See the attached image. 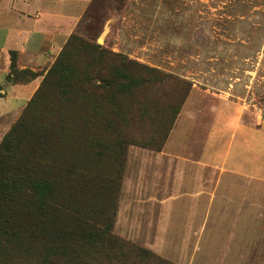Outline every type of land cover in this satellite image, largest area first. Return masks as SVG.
<instances>
[{
	"label": "rangeland",
	"instance_id": "obj_1",
	"mask_svg": "<svg viewBox=\"0 0 264 264\" xmlns=\"http://www.w3.org/2000/svg\"><path fill=\"white\" fill-rule=\"evenodd\" d=\"M70 38L83 46L68 49L66 78L44 88L48 99L66 89L72 109L95 111L92 147L81 138L89 130L68 127L80 132V166L98 176L93 197L111 235L169 264H264V174L237 177L240 202L210 196L234 181L218 170L232 137L243 138L235 151L257 141L264 158V0H82L65 41L48 45L50 61L34 67L0 51V140ZM113 63L134 83L80 98V77L104 86ZM22 70L34 76L8 79ZM35 76L7 110V85ZM43 249L23 232L0 237V264H43Z\"/></svg>",
	"mask_w": 264,
	"mask_h": 264
},
{
	"label": "trees",
	"instance_id": "obj_2",
	"mask_svg": "<svg viewBox=\"0 0 264 264\" xmlns=\"http://www.w3.org/2000/svg\"><path fill=\"white\" fill-rule=\"evenodd\" d=\"M65 43L22 113L0 140V237L20 232L39 237L44 243L43 264H169L111 235L110 218L97 210L93 190L98 176L80 166L76 141L80 132L68 127L73 121L89 130L81 138L92 147L95 111L72 109L66 89L52 90L48 99L44 88L53 78H66L68 49L83 46L75 38ZM13 57L9 53L10 72ZM117 67L119 64L113 63L105 83L97 79L104 86L92 83L94 77L82 75L78 93L84 95L80 98L101 96L112 87L121 88H116L120 93L133 84L126 69ZM25 75L34 76L22 70L7 77L13 81Z\"/></svg>",
	"mask_w": 264,
	"mask_h": 264
},
{
	"label": "crops",
	"instance_id": "obj_3",
	"mask_svg": "<svg viewBox=\"0 0 264 264\" xmlns=\"http://www.w3.org/2000/svg\"><path fill=\"white\" fill-rule=\"evenodd\" d=\"M82 0H1L0 2V51L15 50L24 59L26 65L34 67L51 60L48 45L57 50L76 22ZM6 74V73H4ZM1 76V75H0ZM39 76L25 84H9L6 87L7 110L21 105L35 87ZM5 108V107H4ZM242 137H232L229 149L220 154L222 164L218 166L220 174L229 175L233 182H219L210 190H219L210 194L212 199L226 202H240L244 185L237 181L241 174L256 176L264 174V158L260 160L257 141L247 142L250 151H235V144H242ZM257 175V176H259ZM250 186V185H249ZM230 213V210L228 209Z\"/></svg>",
	"mask_w": 264,
	"mask_h": 264
}]
</instances>
